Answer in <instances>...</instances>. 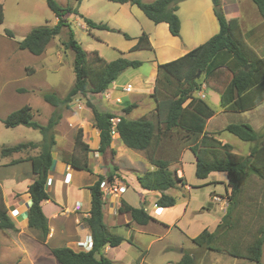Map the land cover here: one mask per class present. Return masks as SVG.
Wrapping results in <instances>:
<instances>
[{
	"label": "trees",
	"instance_id": "1",
	"mask_svg": "<svg viewBox=\"0 0 264 264\" xmlns=\"http://www.w3.org/2000/svg\"><path fill=\"white\" fill-rule=\"evenodd\" d=\"M80 3L82 0H74ZM119 3L136 4L148 18L155 23L166 22L171 34H181V19L178 14L180 2L183 0H112ZM258 6L264 19V0H253ZM47 5L56 15L55 25H40L34 27L18 44L20 49H26L35 55L42 54L49 42L60 33L62 27L69 28L64 45L74 51L75 81L68 93L60 97L53 92L43 94L46 102L55 106L47 123L43 124L33 119L34 111L31 105L24 104L12 111L2 122L7 127L25 125L40 130L43 139L40 142L28 141L1 149L2 155H9L24 149L39 148L35 155L28 157L31 161L34 181L29 185L28 192L32 198L29 208V225L39 231L38 239L45 242L49 233L48 218L45 215L42 202L49 198L47 190L48 172L53 162L52 150L56 143L54 128L59 123L61 109L70 108L73 100L79 94L100 93L107 89L120 73L127 68H137L141 60L119 57L106 61L95 50L99 57L97 64H91L87 51L75 38L69 27V16L76 14L84 19L89 29L101 28L110 30L106 23H98L81 13L78 8L63 6L57 0H46ZM214 11L220 24V30L207 41L192 48L184 55L171 61L158 64V76L153 95L157 101L156 118L141 117L130 119L120 116L115 131L122 142L130 148L144 151L147 159L155 166L138 176L143 188L161 191L156 203L162 207L173 206L176 197L165 191L185 183L184 176H178L176 170L171 169L173 161H178L182 150L190 147L197 158L196 175L205 178L212 171H224L228 174L231 188V205L242 191V182L248 176L254 175L264 179V132L256 131L249 123H229L225 129L243 141L254 142L249 155H239L231 151L230 143H222L210 135L206 130L207 119L214 114V109L195 92L201 89L203 82L200 77H213L227 69L231 76L220 91L221 106L230 111H246L264 101V56L260 55L244 38L239 18L233 14H226L222 0H213ZM4 20V6L0 1V22ZM112 30H117L116 28ZM118 31H120L118 29ZM11 33V32H10ZM124 36L131 38L127 32ZM152 48L147 33H142L132 49ZM164 72L162 78L159 73ZM177 80L176 90L170 92L172 81ZM160 85V87H159ZM166 85V86H165ZM162 86V87H161ZM165 86V87H164ZM170 92V93H169ZM173 93V94H172ZM86 104L94 113V125L99 130L100 145L98 150L105 154L111 148L113 140V125L111 118L115 114L100 109L90 99ZM133 104L124 109L129 112ZM163 115L164 120L160 118ZM163 125V126H162ZM176 133V134H174ZM80 129L75 138L77 154L72 158V165L77 168L92 171L89 166L88 154L92 150L82 138ZM176 137L171 143V138ZM178 138V139H177ZM178 140L179 142H176ZM203 147L204 149L201 150ZM225 156H223V153ZM20 160H16L18 162ZM15 162V161H14ZM117 169V167H116ZM114 171L99 178L89 186L92 194L90 214L86 223L91 230L93 244L89 250H74L69 246L55 247L53 255L60 264H113L112 260L102 252L106 244L116 246L124 237L110 232L104 219V200L102 198L101 182L106 178H113ZM237 197V198H236ZM236 198V199H235ZM132 219L139 224L148 223L153 217L143 205L131 206ZM226 214L224 218L226 217ZM221 224L215 231L204 230L194 238L195 243L205 249L218 250L214 245L219 236ZM0 229L15 231L17 226L8 212L4 202L0 183ZM264 247V225L259 226L254 240L246 248V252L230 248L228 253L244 257L256 264H264L262 260ZM196 256H195V255ZM186 251L177 264H196L197 254ZM0 264H6L0 261Z\"/></svg>",
	"mask_w": 264,
	"mask_h": 264
},
{
	"label": "crops",
	"instance_id": "2",
	"mask_svg": "<svg viewBox=\"0 0 264 264\" xmlns=\"http://www.w3.org/2000/svg\"><path fill=\"white\" fill-rule=\"evenodd\" d=\"M232 1L222 0L224 11L226 14L234 13L239 18L240 2L235 6L231 4ZM133 5L136 4L121 3L120 10L124 15H130L125 7L130 8ZM210 5L212 6V4ZM210 5H208V9L205 8L208 17L204 16L200 29H192L191 27L185 33L182 26L184 21L181 18V8L179 7L178 14L181 19V34L179 36L169 34L171 32L167 30V28L169 29L168 24L167 26L163 24L166 22L156 23L160 27L159 30H157L158 27L156 28V33L163 37L160 42L155 41L154 34L151 31L147 32L152 44L151 50L155 52L156 57L153 61L152 71H149L146 80L144 79L142 65L137 68H127L104 91L86 96L81 94L76 96L70 108H68L70 110L62 113L59 123L54 128L56 143L52 150L53 162L48 172L47 190L49 198L42 202V208L48 218L49 225V233L45 242L38 239L39 231L30 227L28 216L32 204L28 187L35 178L28 157L35 155L39 148L31 149L30 153L18 151L9 155H2L1 149L5 145H0V183L3 198L10 216L17 226L15 231L0 229L1 262L6 264H60L53 255V248L69 246L74 250L84 249L83 242H89L92 239L91 230L86 223V218L90 214L92 199L89 186L99 178L100 174L106 175L111 172L108 167L112 165L117 167L116 170L112 169L115 175L121 177L118 173L119 166L115 162L121 155L125 154V148L127 147L119 135L115 133L111 145V148L115 150V154L113 155L110 149L105 154L100 153L98 150L100 145L99 130L94 125V113L87 106L86 100L90 99L98 107L101 106L113 112L116 117L126 116L130 119H136L131 117L133 110L144 104L147 97H154L152 92L155 86L154 71L157 70V65L184 55L192 48L207 41L220 30V25L216 22L218 19H214V17L216 18L214 5L211 8ZM257 19L256 24L264 26V19L260 17ZM256 29L257 27L248 29L247 34L249 35ZM247 34L243 32L245 40L248 37ZM254 37V43L261 44L260 46L264 50V30ZM136 42L129 43L125 50L121 49L117 58L126 57L141 60L130 57V54L148 48L132 49ZM259 54L264 56V51H259ZM125 73H127L128 79L124 76ZM223 88L224 86L221 84L214 85L205 81L197 94L195 92V95L203 98L211 108H213L212 103L218 105L217 110L219 113L236 112L225 110L221 106L220 91ZM131 104H133V107L129 112H125L124 109ZM77 106L80 109H77ZM156 107L157 101L141 116L152 118L150 114L156 112ZM216 112L214 110V114L207 119L205 130L222 143L227 142L234 146L233 143L221 137L222 133L227 131L225 127L229 123L226 125L224 122L212 123L214 116L217 114ZM238 113L249 115L247 121L239 122L249 123L257 131L260 128L259 126L264 124V101L253 108ZM153 115L155 116V113ZM210 123H212L211 127ZM80 129L82 130L83 140L92 149L88 154L89 166L92 171L74 167L71 163L74 154H77L75 138ZM66 132L71 134L68 139ZM71 138L74 140V143H72L74 147L68 148L66 139L69 142ZM59 139L62 141L61 144ZM176 142L179 141L176 140ZM245 142L251 143L249 147L241 146L246 150L244 156H247L254 142ZM201 148V150L204 149ZM137 151H140L146 159L145 163L147 165L144 173L153 170L155 166L147 159L144 151ZM17 159L20 161L16 162ZM185 162L193 164L196 173L197 158L190 147H185L179 160L173 161L170 165L171 169L176 170L178 176H184L185 183H179L176 187H171L165 191L176 197V203L169 207L157 205L156 200L161 195V191L143 188L138 181V176L141 174L128 179L121 177L128 185L127 190L119 196L110 197L104 202L103 206L104 219L110 232L124 237L120 244L116 246L106 244L102 249L104 255L111 259L113 264H177L186 251L196 253L200 257L202 254L204 256L202 257L203 261L213 252V250L209 251V249L198 246L194 238L204 230L215 231L231 205V188L228 174L224 171H212L205 178L196 176L197 178L189 181L184 166ZM213 173L216 176L213 177ZM59 187L60 189H57ZM245 196L247 199L245 201L247 208L245 212L250 211V207L258 210L259 206L264 204V200L255 199L253 192L246 191ZM138 205H143L145 210L153 217L146 224H139L132 219L130 208ZM157 207H160L159 212L155 211ZM249 214V223L255 224L257 222V215H254L256 209H253V212ZM238 224H241V222Z\"/></svg>",
	"mask_w": 264,
	"mask_h": 264
},
{
	"label": "rangeland",
	"instance_id": "3",
	"mask_svg": "<svg viewBox=\"0 0 264 264\" xmlns=\"http://www.w3.org/2000/svg\"><path fill=\"white\" fill-rule=\"evenodd\" d=\"M0 1L4 6V20L0 22V145L13 146L28 141L39 142L43 139L40 130L25 125L7 127L2 120L7 117L9 113L22 105L29 104L34 111L33 119L43 124L47 123L55 106L52 105V107L50 103L46 102L43 98V94L53 92L60 97H64L75 81L74 51L64 45V41L68 38L69 28L65 26L62 27L60 33L49 42L45 51L40 55H35L26 49H20L18 46L19 42L23 40L34 27L40 25H55L58 21L56 15L49 8L46 0ZM57 1L63 6L78 8L85 16L98 23H106L111 27L110 30L101 28L89 29L87 23L80 16L76 14L69 16V27L73 30L75 38L87 51L88 60L91 64L95 65L99 62V57L95 53V50H97L98 54L106 61L116 59L120 55L121 49L125 50L129 43L138 41V37L144 32L147 33L151 31L154 34L156 42H160L163 38L156 33L158 25L148 18L137 5H133L130 8L125 7L130 15H124L120 10L121 3L112 0H82L80 3L74 0ZM143 1L149 2L153 0ZM238 2H240L241 7L240 14L238 15L241 30L243 29V32L247 34L248 29L257 27L254 32L249 33V35L247 34L248 37L251 38L249 39L246 37V40L258 53L259 51L263 52L264 50H262L263 47L260 46L261 44L254 43V36H257L264 30V26L256 24L258 17L261 19L263 18L259 12L258 6L253 0H233L231 4L237 6ZM210 4H212V6L214 5L213 0H183L180 2L181 18L186 23H182L185 33L188 32L191 27L192 29L201 28V22L204 16L208 17L205 8L208 9V5ZM212 6L210 5V8ZM214 19L217 20V16L216 18L214 17ZM216 22L219 24L218 20ZM163 24L167 26V23ZM114 28L117 30H112ZM159 28L160 27H158L157 30H159ZM118 29L120 31H118ZM167 30L169 29L167 28ZM123 32H127L131 38L125 37ZM136 52L137 53L130 54V57L142 60L141 65L144 79L146 80L149 71L153 67V61L156 57L155 52H153L151 48ZM154 75L155 85L158 76V65L157 70L154 71ZM163 75L164 72L161 71L159 73L160 78H162ZM124 76L127 79L129 78L127 77V73H125ZM230 76L231 73L223 68L221 73H216L213 77H205V75L202 74L200 79L210 84H221L224 86ZM176 87L177 80H173L170 92L174 93ZM153 92L152 96H154ZM155 100V97H147L144 104H141L133 110L131 117L140 118L144 111H148L150 106L156 102ZM99 107L102 110H106L101 106ZM212 107L217 111L212 121L213 124L223 122L225 125L228 123H238L239 121H247L249 116L242 115L238 112L219 113L217 110L219 106L215 103H212ZM76 108L80 109L79 106ZM69 110L70 109H61V112L65 113ZM153 114H150L151 117L156 118ZM163 117V115L160 116L162 120H164ZM212 123H210V127ZM259 127L257 131L264 132V124ZM68 133L69 132H66V136L68 135L67 139L71 135ZM56 134L58 135L57 131ZM221 137L234 144L231 151L237 154L244 155L246 150L241 146L249 147L251 145V143L242 141L229 131H224ZM175 138L176 137L171 138V143ZM67 139V147L70 148L73 146L72 143H74V140L71 138L68 142ZM59 143H62L61 139H59ZM30 150L31 149H24L22 153H30ZM125 151V154L121 155L115 162L116 165L119 166L118 173L121 177L123 179H128L134 175L143 174L147 165L145 163V156L140 151L128 147L125 148ZM223 156H225L224 153ZM131 159H133V161H131ZM184 166L189 181L197 178L193 164L191 165L185 162ZM108 169L113 171L114 169L116 170V167L112 165L108 167ZM212 176L214 177L216 175L213 173ZM57 189H60V187ZM242 191L243 193L239 194L238 198H235L236 200H233L234 204H232L228 215L225 213V218L223 213L224 216L220 223L221 232L214 241V245L218 250H213L203 261L202 257L204 256L202 254L201 257L198 255L196 264H256L254 261L247 258L237 257L228 253V249L230 248L246 252L247 246L254 240L257 229L259 226L264 225V204H261L258 210L254 207L249 208L251 212H253V209H256V214L254 215H257V222L255 224L249 223L248 216H250L249 213L251 212H245L247 210L245 206V201L247 200L245 196L246 191L249 193L253 192L255 194V199L264 200V179L253 175L247 177L242 182ZM239 219L242 220L238 221ZM240 222L241 224H238ZM209 251H211V249H209ZM262 260L264 262V247Z\"/></svg>",
	"mask_w": 264,
	"mask_h": 264
},
{
	"label": "built area",
	"instance_id": "4",
	"mask_svg": "<svg viewBox=\"0 0 264 264\" xmlns=\"http://www.w3.org/2000/svg\"><path fill=\"white\" fill-rule=\"evenodd\" d=\"M120 120L119 117H113L111 118L112 121V125H113V131L112 134H115V126L116 123ZM49 183V181H48ZM128 188V185L126 183L125 180H123L121 177H119L118 175H114L113 178H106L101 182V189H102V198L105 201H107L110 197L114 196V195H121L122 193H124ZM161 207V206H160ZM160 207H157V209L155 210L156 212L160 211ZM93 244V239H90V241H85L83 242V248L85 250H89L91 249Z\"/></svg>",
	"mask_w": 264,
	"mask_h": 264
}]
</instances>
